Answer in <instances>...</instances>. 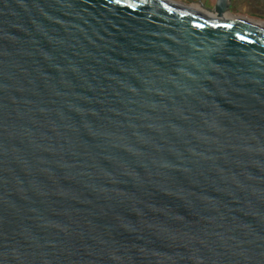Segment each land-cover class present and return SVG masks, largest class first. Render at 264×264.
<instances>
[{"label": "water", "instance_id": "obj_1", "mask_svg": "<svg viewBox=\"0 0 264 264\" xmlns=\"http://www.w3.org/2000/svg\"><path fill=\"white\" fill-rule=\"evenodd\" d=\"M176 0H0V264H264V23Z\"/></svg>", "mask_w": 264, "mask_h": 264}, {"label": "crops", "instance_id": "obj_2", "mask_svg": "<svg viewBox=\"0 0 264 264\" xmlns=\"http://www.w3.org/2000/svg\"><path fill=\"white\" fill-rule=\"evenodd\" d=\"M190 5H197L201 2L206 7L215 6L217 0H176ZM229 15L243 17L248 20L264 23V0H229Z\"/></svg>", "mask_w": 264, "mask_h": 264}]
</instances>
